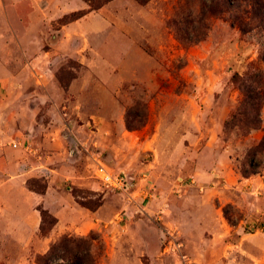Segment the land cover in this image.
Wrapping results in <instances>:
<instances>
[{"label":"rangeland","instance_id":"374dc122","mask_svg":"<svg viewBox=\"0 0 264 264\" xmlns=\"http://www.w3.org/2000/svg\"><path fill=\"white\" fill-rule=\"evenodd\" d=\"M37 1L19 5L28 29L19 43L1 35L0 23V84L11 76L15 91L30 92L54 81L57 103L78 107L73 121L53 120L78 136L64 133L78 181L64 188L79 204L102 206V227L55 236L30 264L62 236L88 264H264V148L250 157L264 139V105L248 134L224 125L240 99L232 74L258 58L263 37L214 17L204 39H179L168 20L199 12L196 3L179 7L183 0ZM97 161L133 178L130 200L99 185ZM46 174L28 178V188L43 191ZM85 178L97 190L83 187ZM56 255L48 264H68L60 244Z\"/></svg>","mask_w":264,"mask_h":264},{"label":"crops","instance_id":"0c3cea01","mask_svg":"<svg viewBox=\"0 0 264 264\" xmlns=\"http://www.w3.org/2000/svg\"><path fill=\"white\" fill-rule=\"evenodd\" d=\"M21 1L1 0L0 23L4 29L0 33L15 43L28 31L23 23L24 15L19 12ZM36 34L34 28L29 33ZM16 84L11 76L0 84V264H30L31 257L44 253L55 236L65 232L86 234L102 227V206L95 209L81 206L69 189L64 188L69 182L78 183L75 168L65 162L72 145L64 139V133L72 141L78 136L74 125L53 120L57 116L62 121L64 116L71 119L75 114L79 116L78 107L72 102L57 103L50 87L55 85L54 81H44V91L40 86L30 92L15 91ZM54 161L58 162L57 166L50 165ZM43 171L47 173V184L40 194L28 188L27 180L41 176ZM81 184L97 190L96 182L88 178ZM40 204L56 218L50 234L43 238L38 235Z\"/></svg>","mask_w":264,"mask_h":264},{"label":"trees","instance_id":"16d2710c","mask_svg":"<svg viewBox=\"0 0 264 264\" xmlns=\"http://www.w3.org/2000/svg\"><path fill=\"white\" fill-rule=\"evenodd\" d=\"M137 1L144 4L148 0ZM192 3L199 6L198 16L193 17L189 13L179 15L181 10L175 17L168 20V24L174 28L179 39L191 43L204 39L203 30L207 28L210 19L214 17H223L231 26L236 27L240 33L254 31L263 37L259 44L258 58L249 62L243 74L240 75L235 72L231 77V82L237 86L240 93V99L224 125L231 128L236 127L243 135H246L250 130L259 128L262 121L261 110L264 105V0H183L179 7L185 8ZM75 15V13H72L70 18H75L73 17ZM126 125L128 129L136 128V125H132L128 117H126ZM263 148L264 139L252 150L253 154L250 157L253 162L255 159L254 153L260 152L259 150ZM45 188L39 193H44ZM80 205L89 208L81 202ZM97 207L98 205L95 208ZM38 210L41 216L39 229L43 235H46L47 231L43 227L45 218H50L51 227L56 223V218L42 207H39ZM70 239L69 236H62L58 242L52 243L49 250L38 257L39 264H48L49 261L54 259L57 256L59 244L62 249V255L58 256L59 258L67 261L68 264H88V261L77 253L75 247L66 246Z\"/></svg>","mask_w":264,"mask_h":264},{"label":"built area","instance_id":"2783aa9c","mask_svg":"<svg viewBox=\"0 0 264 264\" xmlns=\"http://www.w3.org/2000/svg\"><path fill=\"white\" fill-rule=\"evenodd\" d=\"M16 146V143H12ZM96 160V159H94ZM95 178L107 189L117 192L127 199H131V189L133 186V178L126 173L114 172L108 169L103 163L97 161L94 167ZM176 229L169 228L167 231L169 236V248L171 251L178 250L180 242H177Z\"/></svg>","mask_w":264,"mask_h":264}]
</instances>
